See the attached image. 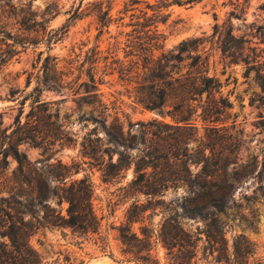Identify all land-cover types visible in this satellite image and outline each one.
Listing matches in <instances>:
<instances>
[{"label":"rangeland","instance_id":"obj_1","mask_svg":"<svg viewBox=\"0 0 264 264\" xmlns=\"http://www.w3.org/2000/svg\"><path fill=\"white\" fill-rule=\"evenodd\" d=\"M31 1L29 7L19 6L16 10L6 6L2 8L4 5L0 4V133L5 130L12 132L20 115L22 124L27 123V116L32 115V108L37 106L35 103L38 100L45 102L46 105H40L36 110L40 112L39 116L54 115L48 118L55 122L46 143L40 147L22 143L18 149L31 164L34 176L47 172L50 165L58 162L76 165L79 173H74L72 179L90 177L95 188L93 206L101 220L98 234L85 235L55 227L37 230L31 244L44 262L168 264V250L156 237L151 241L144 239L143 228L156 235L168 219L179 220L191 233L203 227L201 220L190 218L181 210L185 195L183 188L171 189L151 202L144 195H125L127 190L124 189L134 179L135 165L123 170L114 180L104 182L101 167L108 157L102 156L101 152L97 156L99 161L83 156L85 138L95 127L92 119L102 116L108 124L115 119L123 124L126 143L131 148L124 150L120 147V152L135 162L139 161L145 149L141 145L142 138L158 142L153 135L155 133H162L167 138L163 142L167 152L175 151L178 138H183L189 153L198 147L201 138L207 142L213 138L214 142L209 144L213 143L211 146L221 152H228L234 144L237 160L230 165L229 172L237 164L244 167L245 177L236 188L234 199L229 202L230 209L221 221L230 249L233 240L244 235L256 246L252 262L264 264V44L259 30L264 27V10L260 9L264 0H250L245 5H242L243 0H203L194 6H172L164 11L165 15H170L168 19L158 24V30L165 39L163 50L166 53L177 54L184 42H189L193 48L183 53L182 62L174 64L175 77L187 73L197 75L206 70L209 76L222 84L221 93L229 99L232 108L222 117L227 130L221 132L206 131L196 115L191 117L196 127L192 130L176 132L165 126H176V120L181 117L177 108L182 98L181 91L169 92L163 115H160L137 102L142 67L134 68L128 76L122 71L130 70L135 60L136 53L128 55L136 50L131 24H136L140 11H148L147 4L155 5L158 0H144L135 6L138 10L126 15L123 10L129 0ZM47 9L49 14L54 10L59 12L53 18L46 16L48 21L50 19L48 31L67 27L66 32L61 31V40L52 43L51 50L44 41L36 39L24 47L16 46L17 42H22L17 38V35H22L18 24L22 10L28 12L26 19L42 21ZM234 10L240 14L239 19L230 18ZM77 11L78 18L70 21ZM106 13H109L108 24ZM148 13L153 14L151 10ZM34 36L31 34L29 38ZM48 55L57 58V71L63 74L64 87L46 90L39 96L33 91L37 87V76L44 74V60ZM197 55L205 60L204 69L190 68L193 57ZM90 69L100 81V91L96 92L93 103L84 100L88 94L79 86L88 81ZM30 77L32 82L28 84ZM78 78L80 81L77 83ZM200 113L199 109L197 115ZM100 136L105 138V132L101 130ZM106 147L99 146V150ZM118 158L115 155L114 162ZM8 163L6 174L10 177L18 162L9 157ZM192 170L197 169L192 167ZM136 204L139 210L134 207ZM176 209H179L180 216L176 215ZM125 227H130L138 240L134 238L130 244L124 243L121 232ZM204 238L199 243L198 263L217 264L212 257L205 256Z\"/></svg>","mask_w":264,"mask_h":264},{"label":"trees","instance_id":"obj_2","mask_svg":"<svg viewBox=\"0 0 264 264\" xmlns=\"http://www.w3.org/2000/svg\"><path fill=\"white\" fill-rule=\"evenodd\" d=\"M142 1L144 0H129L125 4L123 14L138 10L135 6ZM202 1L158 0L155 5L147 4L146 9L151 10L153 14L140 11L141 16L137 17L136 24H131L135 32L134 49L136 50H132L128 55L136 53L135 60L132 61L130 70L122 69L125 76H128L134 68L138 70L140 66L142 67L143 77L137 89V102L145 109L156 111L160 115H163L162 111L166 106L169 92L181 91L182 98L177 106L181 117L176 120V126L165 124L176 132L196 128L191 119L192 115H196L201 120L208 132L225 131L227 128L222 117L232 108L229 99L221 93L220 81L209 76L206 70L200 71L197 75L190 73L180 74L178 77L173 75L174 64L182 62L183 53L193 49L189 46V42L182 43L177 54L166 53L163 50L165 39L158 30V24L165 22L170 16L165 15L164 11L172 6H194ZM249 1L243 0L242 5ZM0 4L4 5L2 8L6 6L16 10L19 6L29 7L32 1L0 0ZM260 9L264 10V4ZM25 12L26 10H22V16L17 15L19 18L21 16L18 24L22 31V35H17V38L22 42H17L16 46L24 47L27 43L38 40L44 41L51 50L52 43L61 40L63 37L61 31L66 32L67 27L48 31L47 24L50 19L48 21L46 16L51 15L53 18L58 16L59 12L54 10L53 14H49L47 9L42 21L26 19L28 12ZM104 15L108 24L109 13ZM78 16L77 11L70 21L77 19ZM240 17L235 10L230 13L231 19ZM259 30L264 44V27H260ZM31 34L35 35L32 39L29 38ZM193 42L198 43L196 40ZM224 52L227 50L224 49ZM57 65V58L50 55L45 58L44 74L37 76V87L33 94L40 96L46 90H61L64 87L63 74L57 71ZM205 65L203 57L197 55L193 57L190 68L204 69ZM137 74L139 77L140 73ZM87 75L88 81L79 86L88 94L84 100L93 103L97 96L96 92L100 91V81L96 79L92 69ZM77 80L78 83L80 78ZM31 82L30 77L28 84ZM35 104L37 106L32 108V115L27 116L29 118L27 123L22 124L20 115L12 132L8 133V130H5L0 133V264H46L31 244L32 236L42 227L72 229L85 235L98 234L100 230L101 220L93 206L95 188L90 177L72 179L74 173H79L78 167L61 162L50 165L47 172L34 176L31 164L28 163L26 156L20 153L18 147L22 143H30L36 147L46 143L48 133L55 124L48 118L54 115L39 116L41 114L36 110L46 103L38 100ZM199 109L201 113L197 115ZM100 117L92 119L95 127L88 138H85L83 156L99 161L97 156L101 152L102 156L108 157V161L104 160L101 167L104 182L114 180L123 170L135 165V176L128 188L124 189L127 190L125 195H144L151 202L152 199L164 196L171 189L183 188L185 195L181 210L188 217L198 218L203 223V227L196 233L189 232L179 220L175 219H168L156 235L143 228L144 239L151 241L156 237L168 250V264H199L197 260L199 243L203 237L206 243L205 256L212 257L217 264H261L252 262L256 255V246L244 235L236 237L230 249L221 221L230 209L229 202L234 199L236 188L245 177L244 167L236 163L233 171L229 172L230 165L237 160L234 144L232 146L234 148L228 152H221L211 146L213 143L209 144L214 142L213 138L211 142L201 138L198 147L189 153L183 138L176 140L173 138L176 141L175 151L167 152L163 148V142H166L167 138L163 137L162 133H155L153 135L158 142H153L154 139L148 141L142 138L141 145L145 149L142 150L139 161L135 162L130 156L125 157L124 153L120 152V147L124 150L131 148L126 143L123 124L118 119L108 124L105 117ZM101 130L105 132V138H101ZM103 145L107 147L99 150V146ZM207 151H210V154ZM115 155L119 156L116 162H114ZM9 157H13L18 162L17 169L10 177L6 174ZM192 167L197 170H192ZM134 207L140 209L137 204ZM175 213L180 216L179 209H176ZM122 229H125L121 232L124 243L130 244L134 238L138 240V236L132 233L130 227Z\"/></svg>","mask_w":264,"mask_h":264}]
</instances>
